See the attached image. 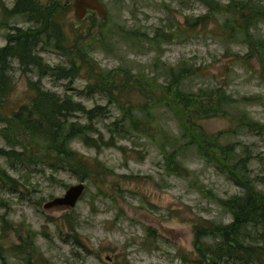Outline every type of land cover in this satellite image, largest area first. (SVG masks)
Listing matches in <instances>:
<instances>
[{"label": "rangeland", "instance_id": "rangeland-1", "mask_svg": "<svg viewBox=\"0 0 264 264\" xmlns=\"http://www.w3.org/2000/svg\"><path fill=\"white\" fill-rule=\"evenodd\" d=\"M68 1V15L57 17L67 43H82L78 45H84L83 53L111 75L110 94L88 92L87 68L73 85L46 77L43 87L59 95L68 93L87 109L106 107L108 117L96 119L106 142L111 133L105 126L121 117V107L131 110L146 104L152 138L132 134L130 139H120L123 151L102 147L97 152L72 143L74 150L107 168L85 181L72 172L55 173L47 167L31 174L12 171L0 159L21 184L12 193L7 190L12 184L0 182V264H29L30 258L37 264H197L194 227L209 220L231 223L233 217L221 201L243 195L244 189L218 164L202 159L196 147L181 156L188 176L170 175L163 147L171 149L181 130L174 113L152 102L164 95L169 68L181 62L198 69L185 83V91L207 94L222 88L230 103L224 108L226 113L205 118L202 110L192 111V125L218 145L235 149L232 160H246L247 175L255 189L264 193V132L240 126L244 115L249 123L264 126V60L247 58L242 34L233 39L225 29L228 20L232 27L241 26L230 10L232 1L256 7L264 6V0H101L106 16L92 12L80 21ZM39 3L48 5L49 0ZM15 4L16 0H0V48L8 44L12 28H35L24 17L10 18L4 13V8L12 10ZM211 6L216 7L212 20L196 24ZM255 27L251 33L264 39V21ZM38 53L52 67L69 63L64 54L44 44ZM11 66L16 87L7 114L35 94L28 80H39L34 73L24 74L18 61ZM80 121L87 123L83 117ZM0 148H6L1 136ZM210 153L214 160L220 157L216 150ZM81 182L86 191L74 209L44 208Z\"/></svg>", "mask_w": 264, "mask_h": 264}, {"label": "trees", "instance_id": "trees-1", "mask_svg": "<svg viewBox=\"0 0 264 264\" xmlns=\"http://www.w3.org/2000/svg\"><path fill=\"white\" fill-rule=\"evenodd\" d=\"M68 2L49 0L48 5H41L39 0H16L12 10L4 8V13L10 18L24 17L28 22H32L35 28L27 30L12 28L14 33L7 36L8 44L0 48V124H2L0 136L6 143V148H0V159L4 160L12 171L31 174L37 172L39 168H42L39 171H43L47 167L55 173L72 172L85 181L94 173L107 172V168L99 161L92 162L74 150L71 147L72 143L80 142L97 152L102 147L118 148L123 151L124 147L118 146L120 139H130L132 134L152 138V119L150 113L146 111V104L144 108L136 107L131 110L121 107V117L105 126L111 133L110 139L106 142V137L98 129L96 121V119L104 121L108 117L106 107L98 105L93 109H87L68 93L59 95L43 87L42 82L46 77L69 81V84L73 85L80 72L87 68L85 70L90 80L88 92L110 94L107 87H110L111 75L103 71L92 58L90 59L88 53H83L84 45H78L82 43L76 42L75 45L67 43V35L57 17L68 15L70 11ZM232 5L229 7L234 12L233 18L237 20V24L240 21L241 26L232 27L230 25L232 21L228 20L225 22V29L230 31V37L233 39L242 34L248 49L247 58L252 60L259 57L263 61L264 39H256L251 30L256 29L258 21H264V6L255 7L250 2L238 4L233 1ZM215 8L211 6L209 14L197 20L196 24L211 21ZM2 26L7 27L6 24ZM41 44L64 54L69 59L68 65L52 67L47 64L38 53ZM14 60L18 61L24 74L34 73L39 80H28V87L35 94L29 101L21 104L16 110H9L7 114L6 106L16 87L11 74V64ZM197 71L198 69L193 70L183 62L177 67L169 68L163 88L165 93L162 96L158 95L156 101L152 102L156 107H164L174 113L181 130L180 138L171 149L163 147L167 171L170 175L178 177L188 176L181 156L188 149L196 147L202 159L218 164L237 186L244 189V194L221 201V205L233 217L231 223L220 224L209 220L194 227V247L198 255V261L195 262L264 264V193L255 189L247 175L246 160L238 162H234L235 158L232 160L231 155L235 149L218 145L216 140L212 141L211 135L192 125V111L199 109L204 112L205 118H214L222 115L225 106L230 105L222 88L207 94H203L204 91L194 94L183 89L188 79ZM261 78L264 80V71ZM142 80L145 81V78ZM81 117L85 118L87 123H82ZM247 119H249L247 115H244L241 127L254 129L257 133L264 132V126H258L256 122L249 123ZM164 139L167 143L168 137ZM179 141L183 144L178 145ZM211 149L220 154L218 159H213ZM0 182L7 184L8 187L12 184L7 188L12 193L18 192L17 188L21 186L1 163ZM32 247L37 251L34 245ZM17 248L18 246L12 247L11 251ZM27 250L30 248L27 247ZM29 264L37 262L30 258Z\"/></svg>", "mask_w": 264, "mask_h": 264}, {"label": "water", "instance_id": "water-1", "mask_svg": "<svg viewBox=\"0 0 264 264\" xmlns=\"http://www.w3.org/2000/svg\"><path fill=\"white\" fill-rule=\"evenodd\" d=\"M74 10V16L77 20H83L88 14L95 12L100 17L107 14V9L101 0H70ZM69 3V2H68ZM86 191V184L81 182L78 185L71 186L64 196L55 198L48 202L44 208H66L74 209Z\"/></svg>", "mask_w": 264, "mask_h": 264}]
</instances>
